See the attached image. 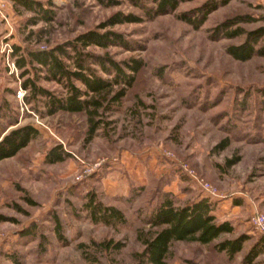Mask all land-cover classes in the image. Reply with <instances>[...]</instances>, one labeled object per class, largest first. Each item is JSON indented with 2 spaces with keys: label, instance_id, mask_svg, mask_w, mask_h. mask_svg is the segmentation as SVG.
Returning <instances> with one entry per match:
<instances>
[{
  "label": "rangeland",
  "instance_id": "374dc122",
  "mask_svg": "<svg viewBox=\"0 0 264 264\" xmlns=\"http://www.w3.org/2000/svg\"><path fill=\"white\" fill-rule=\"evenodd\" d=\"M3 1L0 132L34 124L40 134L17 155L0 161V264H15L12 253L22 264H140L137 256L150 229L145 219L161 191L173 192L180 203L207 196L189 170L218 191L216 208L219 202L226 204L216 211L217 220H232L235 232L222 239L240 233L248 239L232 259L216 248L218 241L177 240L170 245L167 264H245L244 255L264 235L250 219L254 212L264 213V56L234 59L228 46L247 35L230 38L217 28L238 15L253 17L238 24L247 31L263 26L264 0H182L175 11L153 17L147 9L156 6L154 0H139L145 7L132 0H39L56 16L37 23L29 21L37 16L34 11ZM209 2L218 5L200 26L182 16L201 18L199 9ZM117 12L141 20L104 26ZM88 29L119 32L127 41L104 48L90 45L93 52L145 62L127 95L106 111L92 135L84 112L42 115L27 103L22 108L16 93L24 79L19 68L12 72L4 50L7 43L45 48ZM40 82L62 89L51 80ZM57 144L72 155L45 163L48 149ZM93 191L105 204L124 210L128 223L92 222L83 206ZM57 216L63 239L56 230ZM34 225L35 238L23 235ZM104 241L121 247L102 249ZM252 264H264V250Z\"/></svg>",
  "mask_w": 264,
  "mask_h": 264
},
{
  "label": "trees",
  "instance_id": "16d2710c",
  "mask_svg": "<svg viewBox=\"0 0 264 264\" xmlns=\"http://www.w3.org/2000/svg\"><path fill=\"white\" fill-rule=\"evenodd\" d=\"M132 1L145 7L139 0ZM181 1L154 0L156 6L147 10L152 17L161 15V13L173 12ZM228 1L222 0L221 2L227 3ZM99 2L115 4L117 0H99ZM14 3L18 8L23 7L37 13V16L29 20L35 23L41 20L51 22L56 16L53 9H49L39 0H14ZM217 5L216 2H209L201 7L199 9L201 18L193 19L186 13H183L182 16L189 23H194L198 27ZM140 20L141 18L135 14L124 15L122 12H117L109 17L104 26ZM252 20L253 17L250 15H238L223 21L217 28L218 33L222 32L230 38L240 34L247 35L245 41L228 46V52L234 59L249 60L254 55L264 56V25L249 31L238 26L241 22ZM118 43H127L119 32L112 30L99 32L96 29H88V31L79 33L72 40L47 45L45 48H30L20 43L13 44L11 56L15 65L20 69V76L24 79L21 85L26 89L25 102L42 115H52L62 111L84 112L90 123L89 132L92 135L103 122L106 111L112 110L127 95L128 90L136 81L137 73L145 65L142 58L133 57L117 61L109 52L97 54L88 49L90 45L104 48L110 44ZM100 71L103 74H100ZM41 79L62 84V89L60 91L53 90L43 85L40 82ZM6 116H9V119L13 118L12 113ZM5 129L0 132V161L17 155L40 134V130L34 124L19 125L4 133ZM223 144L221 145L223 146ZM71 155V152L63 145L57 144L48 149L45 163L62 162ZM136 196L135 194L128 199L134 200ZM27 200L35 204L33 199L28 197ZM83 207L87 209L92 222L113 226L128 223L124 210L114 204H105L94 191L88 193ZM215 208L216 205L211 196L201 195L191 201L180 203L173 192L161 191L160 198L145 219V222L150 224V229L144 232L145 247L137 256L139 263L167 264V258L171 251L170 245L177 240L198 241L204 244L218 241L216 248L227 252L229 258H234L243 249L248 236L245 233H240L239 236L222 239L224 234L234 233L235 226L230 219L217 220L214 213ZM54 220L57 224L58 237L63 239V224H61L59 216ZM22 233L26 237L35 238L36 225ZM42 239H46L45 235ZM99 245L102 249L112 246L121 247V243L113 244L110 241L100 242ZM263 250L264 235H261L244 255L243 263H254L256 257ZM9 257L15 264H22L18 255L12 253L9 254Z\"/></svg>",
  "mask_w": 264,
  "mask_h": 264
},
{
  "label": "built area",
  "instance_id": "2783aa9c",
  "mask_svg": "<svg viewBox=\"0 0 264 264\" xmlns=\"http://www.w3.org/2000/svg\"><path fill=\"white\" fill-rule=\"evenodd\" d=\"M6 9H7L6 3L3 0H0V13L3 15ZM4 50L8 52V57L11 59V64L9 62V65L11 66L12 72H17L18 66L15 65L14 59L11 58L12 57L11 54L13 52L12 46L9 43H7L5 45ZM25 93H26V89H24L22 85H20V87L17 89L16 94L18 98L20 99V101L22 102V108L27 106L25 102V95H26ZM188 172L192 177L196 179V181L199 183L203 191L207 193V196L209 197L211 196V198L213 199L219 197L218 191L215 190L211 182H208L204 178H200L199 176L194 174L193 171L191 170H189ZM250 219H251V224L254 227V229L264 234V213L260 211L254 212V214L251 216Z\"/></svg>",
  "mask_w": 264,
  "mask_h": 264
},
{
  "label": "crops",
  "instance_id": "0c3cea01",
  "mask_svg": "<svg viewBox=\"0 0 264 264\" xmlns=\"http://www.w3.org/2000/svg\"><path fill=\"white\" fill-rule=\"evenodd\" d=\"M12 157H14V156H12ZM7 158H10V157H7ZM5 159H6V158H5ZM5 159H4V160H5ZM224 202H226V200H225ZM228 202H229V201H228ZM233 204H234V203H233ZM217 205H218V206H217L216 210H214V213H215V214H217V212H216L217 210H222V209H224L225 206H226V204H222V203H220V202H219ZM234 205H235V204H234ZM219 208H220V209H219ZM225 219H227V218H225Z\"/></svg>",
  "mask_w": 264,
  "mask_h": 264
}]
</instances>
